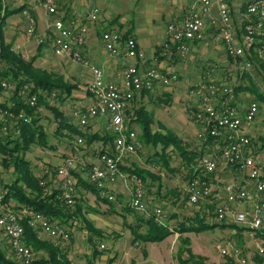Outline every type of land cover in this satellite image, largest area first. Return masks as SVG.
<instances>
[{
	"label": "built area",
	"instance_id": "2783aa9c",
	"mask_svg": "<svg viewBox=\"0 0 264 264\" xmlns=\"http://www.w3.org/2000/svg\"><path fill=\"white\" fill-rule=\"evenodd\" d=\"M48 16L53 17L51 25V41L53 51L58 56H73L78 61H83L80 49L85 45L88 36V27L84 24L78 26L67 25L61 13L63 0H36ZM200 7L198 15H188L182 22H171L167 27L169 44L175 46L176 52L182 57L190 54V43L201 41L208 29H212L222 39L228 54L234 58H245L247 50L258 38H264V0H252L248 5V13L254 18L251 24L246 25L244 33L238 37L234 20L231 16L228 0H196ZM24 18L29 22L27 32L33 34L36 31L34 20L29 11L23 12ZM100 0H89L88 18L96 23L100 20ZM45 39H39L42 44ZM102 40L106 49L113 56H125L131 60L122 75L120 84L109 81L105 77L104 70L98 66H92L93 80L89 85V91L94 98V104L87 109L75 108L73 117L80 126L86 127L91 121L102 117L107 121L106 130L113 137V148L101 150L98 155L99 164L91 167L84 166L87 174V182L95 186L102 198L110 202H117L114 188L123 186L129 197V206L135 212L155 216L161 225H166L162 220V209L156 207L152 215L149 213L150 204L146 197V187L143 179L136 173L127 169L132 167L131 158L137 155L141 148L140 134L138 131L128 128L126 123L127 111L135 96L141 92H150L158 86L170 87L179 81V75L174 71H164L158 68L141 69L140 63L145 61V53L140 49L133 38L123 39V35L117 31H107L102 34ZM166 44V48L169 47ZM84 62V61H83ZM252 66L250 61L244 62V70ZM2 68L0 50V71ZM0 85L6 89H13L14 85L0 77ZM190 96L199 101L200 110L196 119L201 123L198 137L203 141L213 138V141L222 143L218 148V154H205L197 164L196 170L203 176L214 174L221 162L230 166H239L250 171L256 181V194L250 195L246 190L237 188L232 184L225 187L226 202L216 204L213 219L215 223L230 226L232 223L243 225L250 224L254 230H260L264 235V170L258 166L252 153V140L244 131L245 123L255 121L259 113V103L252 101L245 114L241 115L233 105V88L228 85L209 81L196 85ZM55 97V95H53ZM224 98L220 105L214 102L217 98ZM37 95L27 99L31 107L37 104ZM3 134L11 131L20 124L32 122V116L25 111L14 112L1 110ZM14 130V129H13ZM138 132V133H137ZM82 138L78 144H83ZM79 155L74 154L67 158L57 168V176L62 190V196L67 205L75 204L77 196L78 179L73 175L77 169ZM42 185H45L42 183ZM5 192H0V230L8 239L15 260L20 264H32L34 254L25 241V226L37 230L40 235L47 237L58 246L68 242L72 234V226L62 225L51 221L39 212L28 208L19 211L13 210L3 202ZM188 204L196 206L211 203L213 189L206 177H196L188 183L186 189ZM253 199L250 209L241 210V206ZM102 249L105 246L101 245ZM221 254L226 258H234L237 264H252L250 259L244 256L243 251L236 246L230 248L219 247ZM258 254L264 256V247L258 249Z\"/></svg>",
	"mask_w": 264,
	"mask_h": 264
},
{
	"label": "crops",
	"instance_id": "0c3cea01",
	"mask_svg": "<svg viewBox=\"0 0 264 264\" xmlns=\"http://www.w3.org/2000/svg\"><path fill=\"white\" fill-rule=\"evenodd\" d=\"M3 2L9 9L11 6H14L11 10L26 6L27 8L25 10L30 12L36 27V31L33 34H29L26 30V37L22 43H14L11 42L10 39L7 40L4 33L5 41L13 44L14 49L22 54L26 60L35 57L34 65L37 68L64 75L66 80H69L72 85L76 86V89L67 100L55 104L58 111L61 112L63 116L53 110L54 114L52 115H54L55 118H51L48 116V110L50 109L47 106L38 109L37 119H40V125L45 126L48 135L50 133L49 127L51 125L53 126L52 129H56L53 134L56 139V145L49 142L51 150L54 151V153L50 151V155L43 160L44 167L39 169L40 172L37 175L42 180L44 178L46 182L47 179L51 180V174H49L51 168H58L67 158L74 154H78V166L77 169L74 170L73 175L77 179L82 178L87 182V174L83 171L84 166L91 167L99 164L98 155L100 151L111 150L113 148V143L107 145L106 142L102 140H95L93 143L83 140V144H78L80 137L73 133L75 130H79L90 137H93L96 134L103 136L110 133L106 130L107 121L102 117L91 121L90 124L85 127L86 129L83 130L79 128L81 127L80 124L78 121L76 122L73 117V110L75 108L87 109L94 104V98L89 91V85L93 80L91 72L92 66L102 68L107 80L120 84L122 82L124 71L131 63L129 58L125 56H113L106 49L102 40V34L110 30H115L122 34L131 32L133 39L137 41L140 49L146 56L145 61L140 63L141 69L158 68L164 71H174L179 75L180 82L182 78L185 77L183 71L191 73V80H189L190 82L186 86H180L181 84H179L180 82L178 81L174 86H158L150 92L144 91L135 96L130 105L129 111L145 106L155 117L154 125L158 121L160 123V120L163 121L162 119L166 110L159 106V114L155 113L153 110L149 109L148 104L151 101H156L155 103H158L159 101L166 105H171L173 96L177 92H185L187 87L191 86L193 89L196 85L207 83L209 81L228 85L233 88L232 102L241 115L245 114L252 101L259 100V113L255 121L252 123H245L243 127L245 133L252 140L253 156L256 159L258 166L264 170V38H258L256 42L248 48L245 58H234L228 54L221 37L212 29H208L203 40L190 43V54L184 58L176 52L174 45L169 44L167 27L171 22H182L188 15H198L200 7L196 0H120L118 3L117 0H100L101 16L100 20L96 23L90 22L88 18L89 0H63L60 10L63 14L65 23L67 25L75 24L76 26L84 24L88 27L86 43L80 49L83 62L76 60L71 55L58 56L54 53L52 41L50 39L52 36L51 25L53 17L46 14L42 5L38 1L28 0L26 3V0H3ZM251 2L252 0H228L231 16L236 27V33L238 37H240V40L244 33V26L251 18L247 10L248 5ZM116 3L119 4V6H117ZM124 5L127 6V11H123ZM23 12H20L21 18L19 20L11 23V31L14 38L21 34L18 29L19 25L23 23L24 20L27 21L23 16ZM8 19L10 20V17ZM27 23L29 26L28 21ZM39 39L45 40L40 44ZM167 43L169 44L168 48L165 47ZM102 50L108 58H101L100 54H103ZM246 61L252 63L251 68L247 71L243 69L244 62ZM86 63V67L83 66ZM243 74L244 76H246L245 74H248L247 76L250 75V78L246 76L241 79ZM192 82L193 84H191ZM240 86L243 88L241 91L242 93H235L234 89ZM251 86L256 87V90L259 89L257 95L253 96L250 92H245L251 91ZM3 92L0 93V105L7 104L8 107L13 106V90L10 91V93L7 91ZM184 96H186L185 98L189 104L193 105L191 113L193 115L197 114L200 110L199 101L190 95L183 94V97ZM223 100L224 98L219 97L214 103L220 105ZM50 101L51 104H54L52 99ZM1 110L2 109H0V112ZM71 125L73 127H71ZM160 126L163 128L165 127L162 122L159 127ZM136 128L141 135L140 127L137 125ZM158 130H161V128L155 131ZM103 131H105V133H103ZM71 134L74 137H71ZM17 135L18 134H16V136ZM110 135L113 136L111 133ZM74 138H77V140H73ZM200 141L202 142V146L199 149L200 151L204 150L205 154H218V148L222 146V143L219 144L216 141H212L211 143H207L208 141H203L202 139H200ZM204 142L206 143L204 144ZM60 147L61 150L58 151ZM44 149L46 148H43L42 150ZM43 153H45V151H43ZM210 176L211 177L208 181L213 189V195L209 205L215 204L216 206V204L226 202L227 194L225 192V187L228 184L244 189L252 196L256 194V181L252 178L250 171L247 169H242L239 166H230L221 162L218 170ZM204 177L207 178V176ZM60 182L61 181L57 179V185H55L56 182L53 186L49 185L50 190L55 188L61 189ZM152 182L153 181H149L148 184L153 186L154 183ZM113 193L117 198H120V200H117L121 202V204L117 205H119L122 210L126 211V208L128 207L125 204H129V197L123 186L118 185L114 188ZM168 193L169 191L166 190V195ZM91 194L94 193L83 186L77 188V197L81 198L83 203L87 202V198H89ZM94 195L103 205L107 204L104 205V207H108L109 205L114 213L117 212V205L114 206L105 203L100 200L96 194ZM159 195V197L162 198V195ZM149 200L151 205L155 201L152 199ZM177 200L176 196H169L163 204L166 205L170 202V206L175 208V206L181 205V200L177 204L175 203ZM156 201H158L157 198ZM11 203L16 204L13 201ZM5 204L10 205L9 203ZM252 204L253 199L246 204H243L240 209H250ZM154 206H159V204L156 203L152 207ZM152 207L150 206L151 209H153ZM10 208L14 209L11 206ZM146 218L143 217L141 219ZM75 222H72V224H75ZM89 224L94 226L91 222H89ZM67 225L73 226L71 225V222ZM129 227L132 229L134 226ZM85 228L89 231L86 222ZM223 229L226 231V240L230 247L236 246L237 248H240L243 251L244 256L248 257L252 264H264V256L258 254V249L264 247V235L260 230L252 229L250 224L238 225L234 223ZM70 241L73 243V236L68 242L58 245L61 250L67 253L68 257V243ZM89 241L92 240L89 239ZM97 249L99 250V254L102 253L100 248ZM92 251L94 252V248ZM93 252V261L90 260L91 264H94L96 260L93 257ZM69 259L72 261L70 257ZM222 263L237 264V261L234 258H228Z\"/></svg>",
	"mask_w": 264,
	"mask_h": 264
},
{
	"label": "trees",
	"instance_id": "16d2710c",
	"mask_svg": "<svg viewBox=\"0 0 264 264\" xmlns=\"http://www.w3.org/2000/svg\"><path fill=\"white\" fill-rule=\"evenodd\" d=\"M26 8V6H23L19 9L11 10L5 5L3 0H0V50L2 61L0 77L14 85L12 89L14 94V105L8 107L7 104H3L0 105V109H9L14 112L25 111L27 114L32 116L31 123L20 124L15 127L13 131L3 134V136L0 135V147L4 154V164H6V161L8 160L7 155L10 154L15 163L16 173H19L17 179L12 184L4 186L5 195L3 202L9 203L13 201L16 203L13 207L16 211H19L21 208H28L34 212L43 214L51 221H59L60 224L66 226H68V223L75 222L82 218L87 223L90 232L89 239L93 240L94 236L102 237L104 234L89 224L87 219L84 217L83 212L85 207L83 200L76 196L75 204L73 206H69L62 196L61 189L55 188L48 190V193H45L44 185H42L40 179L34 175L32 164L26 159V155L32 152V149L35 146L41 148H51L48 141L49 135L46 132L45 127L40 125V119H37L38 109L43 106H47L49 109H52L63 116V114L58 111L56 105L51 104L50 100L56 98L59 102H64L76 89V86L72 85L69 80H66L64 75L37 68L34 65L35 57L26 60L22 54L14 49L13 44L5 41L3 30L6 20L16 13H22ZM253 20L254 18L251 17L245 24L244 28L246 25L251 24ZM122 35L124 40L133 38L131 32H126ZM245 75L247 76L248 74ZM246 76L243 74L241 79ZM247 77L250 78V75ZM242 89L243 88L241 86L238 88L236 87L234 92L239 93ZM3 91H5V89L0 85V93ZM34 95H37L38 100L36 106L31 107L28 104L27 99ZM53 95H55V97H53ZM194 118L196 119V114H194ZM126 119L128 128L137 131L136 126L138 125L140 127L141 135L139 136L142 144L162 147V153H156V159L154 161L157 160L160 162V166L164 167L166 171L174 172L170 166L171 157L167 154V150L170 147H173L180 152V155L186 163L185 165L189 168L187 175L188 183L196 177H204L201 171L196 170L199 159L205 155L204 150L199 152L189 151L185 147L184 142L174 132L168 130L166 127L161 128V130L154 131L152 126L155 123V117L145 106L139 107L133 111L128 110ZM2 127L3 123L0 122V130ZM71 127L73 126L71 125ZM73 133L89 143H93L95 140L105 141L107 145L114 142V137L111 136L110 133L103 136L96 134L93 137H90L86 133L79 130H75ZM16 134L18 135L16 136ZM71 137L74 136L71 134ZM213 140V138L209 137L207 139V143H211ZM10 145H14V148H10ZM127 170L131 173L138 174L143 179L145 186L149 181H153L152 183H155L156 181H159V183L161 182L159 189L162 191L164 185L162 184V176L160 173L158 174V172H152L150 170L139 168L134 162H132V167ZM210 177L211 176L209 175L206 179L209 180ZM79 186H83L87 190L93 192L105 203L110 205L115 203L102 198L100 191L82 178L78 179L77 188ZM160 190L159 193H161ZM178 193H180L178 190L173 189L170 190L166 196H176L178 200L175 203L177 204L181 198V194ZM117 199L120 200V198ZM185 200L186 204H188L186 193ZM214 210L215 204L199 205L198 210L194 213L193 217H189L185 222L179 224L177 233L181 236L187 232H198L203 229L217 228L219 226L226 228L227 226L224 224H208V219L213 220L215 218ZM126 211L135 212L130 207L126 208ZM140 221L144 222L147 226V230L144 234H135V236H138L147 242H161L175 232L170 229L167 224L161 225L156 220L154 215L146 219H140ZM188 223H190V225H188ZM194 224H198V226H193ZM24 226L25 241L34 252L33 254L35 259L32 264H73L67 253L61 250L55 242L49 239H44L40 236L37 230L29 227L26 223ZM132 229L135 230L134 233H136L137 230L135 227H132ZM184 243L186 245L190 244L188 238L184 240ZM184 251L188 255V258L183 259L184 264H206V258L202 256H194L190 248H186ZM98 255L99 250L95 248L93 252L94 259H96ZM0 264L20 263L16 260H10L7 258L5 253L0 248Z\"/></svg>",
	"mask_w": 264,
	"mask_h": 264
},
{
	"label": "rangeland",
	"instance_id": "374dc122",
	"mask_svg": "<svg viewBox=\"0 0 264 264\" xmlns=\"http://www.w3.org/2000/svg\"><path fill=\"white\" fill-rule=\"evenodd\" d=\"M119 1L120 0H117V3ZM27 2L28 0H26V3ZM117 6H119V4H117ZM13 7L14 6H11L10 9H12ZM123 7V11H127V6L124 5ZM20 14L21 13H17L10 16V20L8 19L3 30L5 33V38L7 40L10 39V41L14 43H22V41H24L26 37L28 23L25 20L19 25L18 28L21 34L16 38L12 36L11 23L19 20L21 18ZM100 55L103 59L108 58L105 53ZM86 65L87 63L83 66L86 67ZM183 73L185 77L182 78L181 82L179 81V84H181L180 86L188 85V83L190 82L189 80H191V73L186 71H183ZM191 84H193V82ZM174 85L175 84H173L172 86ZM255 88L256 87L251 86L252 90L245 92H250V94L255 96L257 95V92H259V89L256 90L257 88ZM191 90L192 88L190 86L186 88L185 92H177L178 95L176 93L173 96L171 105H166L159 101L158 103H155L156 101H151L148 106L150 110H153L157 114H159V106L166 110V113L162 119L163 121L160 120V123L158 121L155 125H153L152 128L154 131L159 128H163L162 126L159 127L162 122V124H164L168 130L174 132L184 142L185 147L189 151L195 150L199 152V148H201L202 146V142L198 137L200 132V123L197 119L194 118V115L191 113V108L193 107V105L189 104V102L185 98L186 96L183 97V94L190 95ZM6 91L10 93L12 89ZM241 93L242 92H240V94ZM52 100L54 104L59 103L56 98H53ZM257 101L259 102V100ZM48 111V116H50L51 118H55L54 115H52L54 114V111L52 109ZM74 120L76 119L74 118ZM52 127V125L49 127L50 133L48 141L56 145V139L53 136L55 132L54 130L56 129H52ZM79 128H81V130L86 129L82 126ZM13 129L14 128H12L11 131H13ZM45 130L47 132V129ZM103 133H105V131H103ZM0 135L3 136L1 130ZM73 140H77V138H74ZM205 143L206 142H204V144ZM10 148H14V145H10ZM42 149L43 148H38L37 146H35L32 149V152L26 155V159L32 164V169L34 171L33 173L36 177H38L37 175L40 172L39 169L44 167L43 160L50 155V151L54 153L51 148H46L44 150ZM60 150L61 147L58 149V151ZM43 151H45V153H43ZM156 153H162L161 146L154 147L151 145L141 144V148L139 149L137 155L131 158V162L136 163L139 168L150 170L152 172H158V174H161L162 184L164 185L162 191L159 189V181H156L153 186L148 185L147 183L145 186L146 197L149 203V199L155 200L151 207L156 203L159 204V206L157 207L161 208L163 211L162 220L165 222V224L168 225L170 229L174 230L175 232L161 242H147L142 238H139L138 236L136 237L135 234H144L146 232L147 226L139 219L143 217L148 218V215L143 214V216L137 212H128L122 210V208L117 205V202H115V204H112L114 206H118L117 212L114 213L109 205L108 207H104V205L107 204L103 205L102 202H100L94 194H91V196L87 198V202L84 203L85 208L83 214L84 217L87 218V221L93 223V227L95 229L100 230V232L103 231L104 235L102 237L94 236L93 240L89 241L90 233L85 228L84 219H79L75 222V224L71 223V225H73L71 228L73 243L72 241L68 243V254L74 264H91L90 260L93 259V248H100V250L102 251V253H100L96 258L94 264H184L183 259L188 258L187 253L184 251L186 248H190L192 250V253L196 257H205L206 264H223L222 262L228 259L221 254V250L219 249V247H230L226 240V231L222 227L203 229L198 232H187L182 234L181 236L179 233H177L179 224L185 222L187 218L193 217L194 213H196V211L198 210L196 206L186 204L185 200V192L188 186L187 175L189 172V168L187 167V165H185L186 163L183 160V157L180 155V152L173 147H170L167 150V154H169L171 157L170 166L171 169L174 170V172L166 171L164 167L160 166V162H158L157 160L154 161L156 159ZM7 156L8 160L6 161V164H4V154L0 147V192L4 191L5 185L12 184L19 175V173H16V167L13 158L10 154ZM49 174H51V180L47 179L48 183L46 182L45 178L42 180L40 177H38L41 183L45 184V193H48V190H50L49 185L53 186L55 182V185H57V179H59L57 176V168H51ZM173 189L178 190L180 192L178 194H181V205L175 206V208H172L170 206V202H168V204L166 205L163 204L164 202H166V199L169 198V196H165L166 190L170 191ZM27 190L30 191L29 189ZM159 190L161 191V193H159ZM158 193L162 195V198L159 197L160 195ZM156 198L158 201H156ZM9 204V206L11 207H14L16 205L12 204L11 202H9ZM125 205L127 207H130L129 204ZM152 208L153 209H149V213L151 215L154 212L156 206ZM117 213L120 215H118ZM209 220L210 219H208V224L215 223L214 220ZM188 225H190V223H188ZM129 226H134L137 230L136 233H134L135 230L130 229ZM193 226H198V224H194ZM40 236H42L44 239H47L43 235ZM186 238H188L190 242L189 245H186L184 243V240ZM102 244L105 246V249L101 248ZM0 248L5 253L7 258H9L10 260H15V256L11 250L10 243L8 242V239L3 234V232H1V230Z\"/></svg>",
	"mask_w": 264,
	"mask_h": 264
}]
</instances>
